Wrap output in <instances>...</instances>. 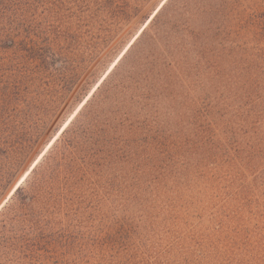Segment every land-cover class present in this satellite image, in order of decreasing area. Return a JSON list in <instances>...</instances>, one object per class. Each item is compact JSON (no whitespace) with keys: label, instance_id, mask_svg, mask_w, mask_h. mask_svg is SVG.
<instances>
[{"label":"rangeland","instance_id":"obj_1","mask_svg":"<svg viewBox=\"0 0 264 264\" xmlns=\"http://www.w3.org/2000/svg\"><path fill=\"white\" fill-rule=\"evenodd\" d=\"M164 1L0 0V264H264V0H222L120 159L46 206L12 197Z\"/></svg>","mask_w":264,"mask_h":264},{"label":"trees","instance_id":"obj_2","mask_svg":"<svg viewBox=\"0 0 264 264\" xmlns=\"http://www.w3.org/2000/svg\"><path fill=\"white\" fill-rule=\"evenodd\" d=\"M1 1L13 10L14 0ZM220 18L222 0H165L40 154L12 197L25 207L46 206L47 198L64 185L88 179L120 159L128 142L140 134L137 120L145 108L188 80L193 55L201 54L214 31L219 32ZM54 57L46 54L41 62L50 65Z\"/></svg>","mask_w":264,"mask_h":264}]
</instances>
